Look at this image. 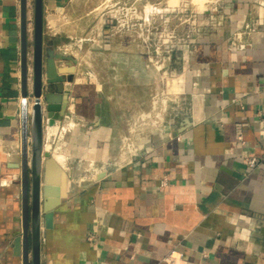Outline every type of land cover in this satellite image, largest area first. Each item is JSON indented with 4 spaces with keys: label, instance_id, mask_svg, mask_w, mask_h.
Returning <instances> with one entry per match:
<instances>
[{
    "label": "crops",
    "instance_id": "obj_1",
    "mask_svg": "<svg viewBox=\"0 0 264 264\" xmlns=\"http://www.w3.org/2000/svg\"><path fill=\"white\" fill-rule=\"evenodd\" d=\"M28 1L25 84L22 0H0V264H25L24 112L29 124L34 102ZM224 12L194 51L191 107L101 178L62 184L50 224L42 218L41 264H264V0H227ZM50 46L61 50L45 35V61ZM123 48L113 60L129 83L130 42ZM56 62L78 71L79 62ZM65 85L67 112L56 124L78 126L92 141L126 126L129 111H104L117 95L102 80ZM48 123L46 116L45 145ZM28 144L30 154V133Z\"/></svg>",
    "mask_w": 264,
    "mask_h": 264
},
{
    "label": "rangeland",
    "instance_id": "obj_2",
    "mask_svg": "<svg viewBox=\"0 0 264 264\" xmlns=\"http://www.w3.org/2000/svg\"><path fill=\"white\" fill-rule=\"evenodd\" d=\"M28 2L34 42L35 0ZM226 3L227 0H45L46 37H52L55 45L73 53L79 62L78 71L74 69L75 73L68 75L72 77L70 83L102 80L107 94L118 96L110 98L114 102L107 99L110 103H106L104 111H129L124 128L101 130L98 141L86 138L78 126L60 124L55 133H50L48 123L46 144L50 143L53 151L47 160L52 164L50 173H59L52 176L51 184L61 182L62 189V184L66 188L73 183L81 187L93 181L106 168L122 164L142 150L146 139L191 107L189 90H193V76L199 69L194 51L211 28L223 24ZM127 42L134 59L131 81L124 83L123 68L118 66L117 71L113 56H122ZM139 57L145 65H139ZM194 102L196 108L201 106V94L195 95ZM57 150L67 155V167L55 154ZM47 201L50 203V198Z\"/></svg>",
    "mask_w": 264,
    "mask_h": 264
},
{
    "label": "water",
    "instance_id": "obj_3",
    "mask_svg": "<svg viewBox=\"0 0 264 264\" xmlns=\"http://www.w3.org/2000/svg\"><path fill=\"white\" fill-rule=\"evenodd\" d=\"M23 24H24V58L23 78L27 84V0H22ZM34 79L33 93L34 102L30 114V126L28 114L24 112V139H23V186H24V216H25V264H41L42 244V218H46L47 225L53 216V206L48 205L47 198L50 196V184L47 183L46 161L49 152L44 144V119L47 116L49 124L53 125L56 118L67 112L68 94L65 82L71 80L68 76L74 71L71 68H58L57 60H70L73 64L78 62L77 57L66 50H56L50 46L47 48L48 57L44 59L45 52V30H44V0H35L34 9ZM27 86V85H26ZM56 88L58 98L56 101L51 89ZM57 95V94H56ZM28 96V91L24 92ZM66 96V95H65ZM64 101V102H63ZM27 104V103H25ZM30 127V130H29ZM28 133L31 135V153L29 154ZM105 172L98 174V178L104 176ZM61 193L59 194V196ZM45 199V200H44ZM45 210V211H44ZM31 250V260L29 252Z\"/></svg>",
    "mask_w": 264,
    "mask_h": 264
},
{
    "label": "bare ground",
    "instance_id": "obj_4",
    "mask_svg": "<svg viewBox=\"0 0 264 264\" xmlns=\"http://www.w3.org/2000/svg\"><path fill=\"white\" fill-rule=\"evenodd\" d=\"M174 85V84H173ZM72 124H73V122H71ZM57 128H58V124H53V125H50V133H55L56 132V130H57ZM46 149V151L47 152H52L53 151V146L50 144V143H48L47 145H46V147H45ZM51 149H52V151H51ZM67 152H69L68 150H67ZM51 154V153H50ZM55 154L57 155V157H58V159L60 160V162H61V164H63L64 165V167H67L68 165H67V158L68 157H66L67 155L65 154V153H62L61 151H59V150H57L56 152H55ZM47 163H49L48 165L49 166H47V170H46V174H47V183L48 184H50V186H49V189H50V196L48 197V198H51L52 196H54V197H57V199H56V201L58 200V198L60 197L59 196V194L61 193V182H58V184H57V186H54L53 184H51L52 182V176L55 174V176H56V174H59V173H50L51 171H50V166L52 165L51 164V160L49 159V160H47ZM54 164V163H53ZM55 166V165H54ZM101 170V169H100ZM97 173H99L98 171H97ZM96 173V174H97ZM55 203V202H54ZM54 203H51V206H53V204Z\"/></svg>",
    "mask_w": 264,
    "mask_h": 264
},
{
    "label": "built area",
    "instance_id": "obj_5",
    "mask_svg": "<svg viewBox=\"0 0 264 264\" xmlns=\"http://www.w3.org/2000/svg\"><path fill=\"white\" fill-rule=\"evenodd\" d=\"M219 24H221V21L219 22ZM28 28L30 30V33L32 34V31H33V22H32V18L29 17L28 19ZM208 34V33H207ZM26 99V98H25ZM249 164L251 165H256L259 161V158L255 155H251V156H248L247 157V160H246ZM166 183V181L164 180V184ZM167 260H173V257L172 256H168L167 257Z\"/></svg>",
    "mask_w": 264,
    "mask_h": 264
}]
</instances>
